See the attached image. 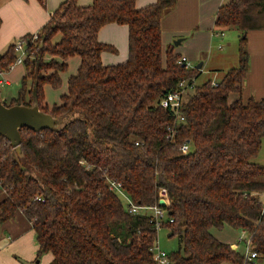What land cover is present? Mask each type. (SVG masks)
I'll return each instance as SVG.
<instances>
[{
  "label": "trees",
  "instance_id": "16d2710c",
  "mask_svg": "<svg viewBox=\"0 0 264 264\" xmlns=\"http://www.w3.org/2000/svg\"><path fill=\"white\" fill-rule=\"evenodd\" d=\"M175 6L176 0L146 7L136 0L86 6L65 0L28 47L19 95L3 101L37 103L63 122L57 129L23 128L21 154L0 134V184L7 192L0 221L22 210L38 255L50 253L52 264H153L152 210L131 212L110 188L113 181L135 205L167 211L162 227L178 239L172 264L243 262L235 243L213 233L226 226L251 234L264 257V164L255 161L264 140V98H243L248 33L264 29V0H229L218 9L217 26L240 38L238 65L216 84H196L200 69L179 64L174 44L164 49L162 20ZM109 24L128 27V58L105 65L101 53L116 48L98 34ZM74 56L80 64L67 91L49 105L45 85L59 88ZM16 58L13 42L0 52V72ZM183 79L195 84L184 95L180 121L159 102Z\"/></svg>",
  "mask_w": 264,
  "mask_h": 264
},
{
  "label": "crops",
  "instance_id": "0c3cea01",
  "mask_svg": "<svg viewBox=\"0 0 264 264\" xmlns=\"http://www.w3.org/2000/svg\"><path fill=\"white\" fill-rule=\"evenodd\" d=\"M63 1L65 0H45L43 4L39 0H10L0 8L2 18L0 36L7 20L15 29L11 36L19 38L28 33L39 32ZM92 1L77 0L82 6L89 5ZM156 1L136 0V4L138 7H146ZM228 1L176 0V6L162 20L164 49L171 45L172 39L183 37L182 42L175 45V52L187 56L190 61L198 55L202 63L199 68L200 74L206 71L207 66L210 70H215V73H218V69L228 70L237 66L239 41L237 52L226 49L221 41L237 43V39L240 38L239 33L233 28L222 29L216 24L218 9ZM98 38L101 42L116 48V51L106 50L101 53L103 64L111 65L127 60L129 34L126 25H106L99 31ZM248 43L250 66L243 81V98L244 100L250 97L262 99L264 98V29L250 31ZM204 50L210 51L211 54L202 59ZM213 61L218 62L215 65L217 67L210 65ZM195 66L197 67L198 64ZM211 80L219 81L216 77ZM6 197L7 192L0 184V213L1 203ZM38 249L39 245L32 223L22 210H17L12 218L0 221V264H52V255L46 253V256H43L45 254L39 256Z\"/></svg>",
  "mask_w": 264,
  "mask_h": 264
},
{
  "label": "rangeland",
  "instance_id": "374dc122",
  "mask_svg": "<svg viewBox=\"0 0 264 264\" xmlns=\"http://www.w3.org/2000/svg\"><path fill=\"white\" fill-rule=\"evenodd\" d=\"M10 0H0V8L4 7ZM2 36H0V52H4L8 45L12 42L16 43L19 41L22 37H16L11 36L15 29L12 26V24L7 20L4 23ZM33 33V32H32ZM11 37V39H10ZM236 37V35H234ZM183 37H177L176 39L171 40V44H175L176 41L182 39ZM10 39V40H9ZM217 40V38H216ZM226 40H228L226 38ZM238 39L237 43L228 42V41H221V43L224 45L226 49L229 51L236 50L238 51ZM182 42V41H181ZM21 54L20 52H17V55ZM211 54L210 51L204 50L202 54V59H205ZM192 64L195 66L196 64L201 63V59L199 56H194L192 58ZM218 62L213 61L210 63V65H217ZM80 64V57L74 56L69 59V66L68 69L65 72H62V85L59 88H54L50 84L45 85V100L49 103V105H53L54 103H60L61 102V95L67 91V81L70 75L76 73L78 67ZM230 65V64H228ZM207 66V65H206ZM217 67V66H215ZM230 69V68H229ZM218 73H215V70H210L209 67H206V71H203L198 78L196 79V84H201L204 81L211 80L214 77H216L217 80H220L225 75L226 71L224 69H218ZM26 74V67L25 63H16L13 68L8 72L5 73L3 77L9 80V83L4 82L3 84H0V99L9 100L12 97H18L19 91L22 87V79ZM1 78V76H0ZM63 122V121H62ZM256 162L264 163V140L262 144L261 151L258 155V157L255 159ZM124 203L127 202V198L125 196H121ZM213 233L221 240L225 242H235L236 238L238 236V231L232 227L226 226L224 229H213ZM169 229L167 227H160L158 229V241L160 244V247L164 250L171 252L173 250H176L178 248V239L177 237H170L169 236ZM43 256H46L43 255Z\"/></svg>",
  "mask_w": 264,
  "mask_h": 264
},
{
  "label": "built area",
  "instance_id": "2783aa9c",
  "mask_svg": "<svg viewBox=\"0 0 264 264\" xmlns=\"http://www.w3.org/2000/svg\"><path fill=\"white\" fill-rule=\"evenodd\" d=\"M39 38V32L33 33V36L31 40H28V38H21L19 41L15 43V50L16 52H20L21 54L17 55V58L15 62L10 66V70L13 68V66L16 63H22L26 59V57L29 55L28 47L31 43L35 42ZM178 63L186 66L187 68H192L194 65L192 62L188 59L187 56L181 55V57L178 60ZM9 70V71H10ZM9 71H2L0 72V84H3L4 82L9 83V80L6 79L4 76L5 73H8ZM193 79H183L181 80L177 86L169 91L165 96H163L159 102V105L162 108L167 109H173L175 110V113H177L178 120L183 121L184 117L182 116V104L184 95L187 90L194 87V81ZM213 84H216L215 81H213ZM181 150L186 153L189 151L188 144H183L181 146ZM110 188L117 191L121 196H125L127 198V203L129 204V210L131 212L139 213L142 210H146L147 208L149 210H152V219L155 221L156 227L159 229L162 227V223L167 218V211L163 209L159 205H155L152 207H139L135 205L134 202H132L126 193L121 189V184L117 182H111ZM166 192L162 191L161 198L165 199V204L168 202L167 198L165 197ZM264 206V203H263ZM173 220L171 219V222ZM235 248H237L238 251H241L243 253V262L241 263H233V264H264V257H262L258 251L255 249V244L252 238V235L249 234L246 230H240L238 233V236L236 238ZM153 252V264H172V258L170 256V252L164 250L160 247L159 241L152 247Z\"/></svg>",
  "mask_w": 264,
  "mask_h": 264
},
{
  "label": "water",
  "instance_id": "95a60500",
  "mask_svg": "<svg viewBox=\"0 0 264 264\" xmlns=\"http://www.w3.org/2000/svg\"><path fill=\"white\" fill-rule=\"evenodd\" d=\"M182 39L175 42L179 45ZM202 63L198 64L200 68ZM62 125L60 118L54 117L52 114L43 111L37 103L33 105L15 104L8 106L0 99V134L5 136L21 154V142L23 128H29L34 131L44 129H57ZM160 204H165V199H160Z\"/></svg>",
  "mask_w": 264,
  "mask_h": 264
}]
</instances>
